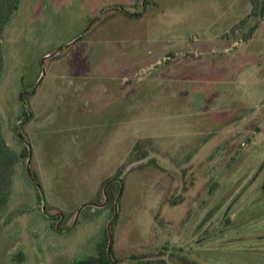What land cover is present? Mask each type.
<instances>
[{
	"label": "rangeland",
	"instance_id": "374dc122",
	"mask_svg": "<svg viewBox=\"0 0 264 264\" xmlns=\"http://www.w3.org/2000/svg\"><path fill=\"white\" fill-rule=\"evenodd\" d=\"M122 1L142 14L21 0L5 29L0 113L18 161L0 264L96 255L115 212L117 258L264 264V7Z\"/></svg>",
	"mask_w": 264,
	"mask_h": 264
},
{
	"label": "trees",
	"instance_id": "16d2710c",
	"mask_svg": "<svg viewBox=\"0 0 264 264\" xmlns=\"http://www.w3.org/2000/svg\"><path fill=\"white\" fill-rule=\"evenodd\" d=\"M20 1L21 0H0V78L3 72V68H4V56H3V48H2L4 31L9 21L11 20L12 15L18 9ZM249 2L251 5V11L249 12V16H259L261 12L263 11V7H264L263 0H249ZM120 11L128 16H139L140 15L139 13H135V14L129 13L124 9H120ZM81 37H83V35ZM19 101L23 105L24 109L27 108L26 106L27 103H26L24 95H21L19 97ZM29 119H30V116L25 109L24 119L23 121H21V124H24ZM18 127L16 126L15 128H13L14 132L21 142H25L26 137L23 133H21L18 130ZM17 161H18V156L15 150L11 148V146L8 144L6 140V137L4 134L2 115L0 113V219L5 213L6 207L9 204V201L11 199V196L14 190V177L16 173ZM117 175L115 176L118 177ZM27 178L36 190V198L38 200H41V196L39 192L41 191V187L39 185L37 176L31 171H29L27 174ZM261 189L264 194V180L261 184ZM110 231H111V227H110ZM107 241H108V237H107ZM107 246H108V243L105 247L101 246L99 243L97 246L98 249H97L96 255H89L80 260H73L69 264H131V263H134V264H167L161 258H158V260H155V261L145 260L143 262V257L139 258L134 255L130 256L131 261L120 259L114 256L112 245L110 249V255H108Z\"/></svg>",
	"mask_w": 264,
	"mask_h": 264
},
{
	"label": "crops",
	"instance_id": "0c3cea01",
	"mask_svg": "<svg viewBox=\"0 0 264 264\" xmlns=\"http://www.w3.org/2000/svg\"><path fill=\"white\" fill-rule=\"evenodd\" d=\"M130 1V5L132 6V5H139L140 4V1L141 0H129ZM115 4L116 5H113V6H115L114 8L115 9H117L118 8V10H120V9H124V10H127V12H128V7H126L127 5H124V2L122 1V0H115ZM126 2V1H125ZM137 13H139L140 15L142 14V11H140V12H137ZM139 15V16H140ZM126 16H128V15H126ZM9 24V23H8ZM7 27V26H6ZM6 29V28H5ZM5 32V31H4ZM3 37H4V35H3ZM3 44H4V41L2 42V48H3ZM3 56H4V54H3ZM4 63H5V57H4ZM4 71V70H3ZM5 134V133H4Z\"/></svg>",
	"mask_w": 264,
	"mask_h": 264
},
{
	"label": "water",
	"instance_id": "95a60500",
	"mask_svg": "<svg viewBox=\"0 0 264 264\" xmlns=\"http://www.w3.org/2000/svg\"><path fill=\"white\" fill-rule=\"evenodd\" d=\"M56 53H57V51H56ZM51 56V55H50ZM28 172H29V170H27ZM114 179H117V180H119L118 178H114ZM114 179H112V180H114ZM120 194V193H119ZM118 194V195H119ZM116 214H117V212H115V214H114V216H113V218L109 221V223L107 224V232H108V246H107V253H108V255H110V249H111V243H112V234H111V231H110V226H111V223H112V221L116 218Z\"/></svg>",
	"mask_w": 264,
	"mask_h": 264
}]
</instances>
